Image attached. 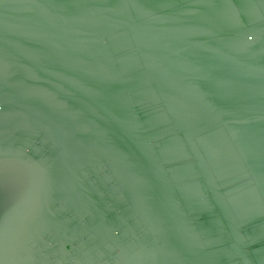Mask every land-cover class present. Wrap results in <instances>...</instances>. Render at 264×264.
<instances>
[{"label":"water","instance_id":"water-1","mask_svg":"<svg viewBox=\"0 0 264 264\" xmlns=\"http://www.w3.org/2000/svg\"><path fill=\"white\" fill-rule=\"evenodd\" d=\"M0 264H264V0H0Z\"/></svg>","mask_w":264,"mask_h":264}]
</instances>
